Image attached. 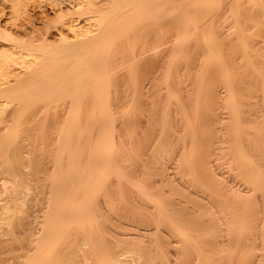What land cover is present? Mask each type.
Returning <instances> with one entry per match:
<instances>
[{
    "label": "bare ground",
    "instance_id": "obj_1",
    "mask_svg": "<svg viewBox=\"0 0 264 264\" xmlns=\"http://www.w3.org/2000/svg\"><path fill=\"white\" fill-rule=\"evenodd\" d=\"M227 1L228 0H107L104 1L102 3L106 6V8H89V9L87 8L88 14L94 13L95 17L98 18L97 22L99 23V26L94 35H90L87 37L85 36V38L81 41V44H79V46L78 45H76V47L73 46L71 50L72 54H70L69 56L67 55L66 57H62L61 59H58L56 57V60H52V61L51 58L55 57L52 56L53 54L52 55L49 54L51 56L47 55V57L42 56L43 61H40L41 64L36 63V65L33 67H31L30 65L29 67H31V69L28 68L30 72H28V74L26 73H24V75L22 74L21 76L23 77L21 76L15 77L14 80L12 79L14 82H11L12 80H9V82L11 83L8 82V79H6L5 76L4 77L6 83L5 80L1 79V81L4 83L0 84V103L1 104L3 103L4 105L3 104L2 105L4 107L0 106V108L1 109L5 107L7 108L8 103L9 104L11 103V107L15 105L14 108L8 106L11 108V109L8 108L9 109L8 112H6V109L1 110L3 111L1 112L2 114L6 113L5 117L4 115L0 114V116L4 117V119L3 118L2 120L0 119V182H2L0 186L3 187V189H1L2 187H0V196L5 195L6 197V198L3 197L4 199L0 198V203H2L3 201L5 202V203L3 202V204H0V221L1 223H3L8 227V229L6 228V231L8 233L5 234H7V236H9L8 234H10V239L11 236L12 239L11 240L7 239L8 238L7 237L6 240L13 241L11 242V244H14L18 240L17 237L15 238V235L17 234L14 233L15 227L17 226V228H19L18 225H20V227L22 228L25 225L24 223L25 219L22 218V215L24 214L25 211L23 212L22 210L23 208L20 209V207H23L24 205L25 206L29 205L31 206V208H33L32 206L38 202V198L36 194L38 193V190L40 191L42 188L49 189V191L46 194V197L44 198L47 203V206L45 208L46 210L44 212V215L42 216L43 217L42 218L43 220L41 222L42 224L40 223L42 225L40 234L37 231L39 235L38 238L36 237L37 236L36 235L34 238L37 239L36 240L33 239L32 241L31 238L33 237L29 235L31 237L30 238L27 235L28 233L25 234L26 230L23 232L24 234L22 233L23 235L25 236L27 235L28 238L31 239L28 241L32 242V243L30 242L32 247L34 244V247L33 248L31 247L32 253L28 254L29 252L27 251H29L30 249L28 250L26 248L27 249L26 253L28 254V256H26L27 259L23 264H125L123 260L124 250L122 249V246L126 248L125 244H127L128 241L129 243L133 242V241L130 242L129 240L132 237L130 238L129 234L119 233L120 231L114 229L115 227L112 224V222L115 221L117 218L126 217L127 215L129 216L138 215L140 220H142V223H144L145 224L144 226L146 227L142 231V234L140 233V235H136L133 238L138 240L136 241V243L142 242V240H144L143 238H148L149 242L148 243L145 242L146 245H144V247H141V245L139 246L135 245L133 248L132 246L133 249L131 252V253H135V252L142 253V256L145 258L143 264L144 263L152 264L154 257L150 256L151 251H153V253L154 252L156 253V257L158 253V255L159 256L161 255L160 257L162 258L164 253L167 252L164 251L165 248L167 250L168 248L167 246H170V248L172 247L173 249V252H168V254L172 253L171 256L176 258L174 259L176 261L172 260L174 264H199L200 261H202V259L199 258H203L205 255L204 254L205 251H202L203 249L200 250L201 247L203 246L201 245L203 242L199 244L201 246L200 249H198L197 248L199 246L198 243L201 241L198 242L196 241V236L194 235V233L193 236L190 232L189 234H191V236L188 235L187 232L188 225L185 227L184 225L185 223H183V221L187 220V219L184 220L183 218L184 217L183 211H187L186 210L187 206H185V208L180 207L183 204L181 205V202L178 203L179 201L178 199L176 203L179 204L180 206L175 204V202L167 204V202L165 201L166 198L162 200L161 199L162 196L157 197L158 194L156 196L154 195L155 193L152 194L151 193V190H153L152 183L150 182L151 183L150 184L148 182L149 180L148 181L146 180V177H148L146 175L147 174L146 171L148 172V170L145 169L146 167H144L143 169V166L141 167V165H139L141 162L143 163L146 162L142 160L143 157L145 158L144 160H146L148 156H151L149 155V153H151L150 151H152L151 150L152 148L154 149V145H152V143L147 142L148 144L143 146L144 148L142 150L143 151L142 154L140 153L141 151L138 153L133 149L134 146L135 148L137 147V145H135L136 144L135 142L137 141V144H139L140 139L141 138L144 139L147 135V131L150 130V123L148 121L150 120V118L148 116H144L148 118L147 119L145 118L146 120H143L144 119L143 114L142 116H138L139 114L137 115L136 113L135 115H133L134 117L130 119L134 121L138 120L137 123L140 121L139 123L142 124L143 132H144L142 136H140L138 133L135 134L134 131H133L134 133L132 131L128 132L127 130L128 120L127 121L125 120V118L128 117V113L130 110L133 111L132 109H134L135 111V108L137 106L141 104L144 105L146 104L144 103L145 101L141 103L144 100L142 99L141 101V98L142 97L144 98V96H146V94L144 95V91H148L147 89L150 86L148 85V87H146L145 89L143 86H141L142 84L140 85L141 79L145 75V70L144 69H142V71L140 70L141 66L144 63V60L147 57V54H145V52L148 51L150 52L151 50L153 51L154 49H155L154 51H156L159 49L158 50L159 53L164 54V52H166L164 48L166 49V47H169L173 43L171 48L174 47V50L172 49L171 52L174 53H172V56L166 54L168 55V59H166V61L170 60V62L169 63L167 62L168 63L167 65L166 63H164L165 66H167L166 68H169L166 69L169 72V70L171 71L170 68L172 67V65L177 63V61L175 60L179 59V54L181 53L182 55H184L182 53V49L183 52L187 51V55L189 54L188 50L190 49L189 47L191 45H189L187 49L186 43L191 44L190 41L195 44L194 45L192 43L194 47L193 51L197 55L196 58L197 59L199 58V60L196 61H199L200 63L199 64L197 62L199 65H197L198 66L197 68L195 66V68L196 69L199 68L201 70L199 71L203 75V76L199 75V78L201 77V79L199 80L201 81L198 80L200 82L198 86L197 83H195L196 87L194 88H196L197 89L196 91H198L196 93L201 94V91L204 89L202 85V79L207 74L218 72L220 73L221 76H224V79L226 78L230 79L234 75L236 77L237 75H240L238 76L237 80L231 78V80L228 79L227 81L226 79L223 81H226V86L229 90L228 92L229 95H227L229 97V100L228 99L226 100L230 101V107L232 108V116L230 117L232 118L230 121L232 122L230 123L232 130L231 142L229 145L230 147L228 146V148H226V152H228V155L232 157L231 162L233 163L235 162L238 165L237 166L238 170L242 169L241 171L240 170L239 171L245 178L247 184L246 187L248 189L246 191V194L240 193L241 190L239 191V193L231 192L232 194L231 197L234 198L235 202L237 201L239 205L240 204L243 205L244 209L243 210L240 209L241 210L240 212H237L236 209H231L230 206L226 204V201L223 200L224 196L221 197V195H219L220 193H218V195L221 198H218L217 197L218 195L215 196L213 194L212 196L211 193H209V195L212 196V202L209 201L210 203L206 204L208 205V207L211 205L210 207L212 208V211L214 209L213 213L210 212L209 215L213 214V216L217 218V219L214 218L213 221L211 217L212 220L211 223L213 225L215 224V227L213 225L211 227H214V229L217 228L214 231L216 237L217 238L218 236L220 237V240L219 239L215 240V237H213L215 241L214 243L217 246L218 250H219L218 244L221 245L225 244L224 242H227L225 245V247L227 248L224 251L229 249L230 245L232 249L233 246L237 245L239 239H237L236 233L239 232L241 233L240 230H242L243 227L242 224L245 222V220L248 219L245 218L246 217L245 215L249 212L250 209L248 208L247 210L245 207L249 205L248 204L249 200L250 199L253 200L252 197L257 198L256 195L259 192L261 194L259 193L260 196L258 197L259 198L263 197L261 199L262 200L264 199V186H263L264 184V56L261 55L263 53L260 54L262 48L264 47V38H262L264 37V35L261 37L262 39L259 38L260 41L257 42L254 41V43L246 42L247 40L252 38L251 37L252 31L250 32V30H253L255 28L254 26H257L256 24L260 22L258 20L259 17L256 19L259 22H257L256 20H255L256 23L252 22L253 25L255 24L252 27L253 29H250L249 27L247 28L246 26V29H249L247 31L242 30L240 28V25H242V23L240 24V22L242 21L244 22V20L238 21L237 27H235L236 25L234 24L235 26L231 32H229L231 30L229 28H228L229 31L224 30L223 27L221 28L220 23L218 24L215 22L217 25L212 23L213 18H209V16H211V13L213 14L215 11H218L219 9L221 10V8H217V7H219L221 3L223 4V2L226 3ZM258 2L260 4L259 7L262 6L261 8L263 9L264 0H258ZM228 3H233L235 5L233 17L235 16L236 19L234 18V21L238 20L239 16L242 17L244 15V9H245L244 7L246 5L244 4L243 1L230 0ZM261 8L259 9L257 7L259 11L261 10ZM245 10H247V7ZM85 11L87 10L85 9ZM224 11L225 10H223V12ZM220 13L223 14L222 12ZM246 14L247 13H245V15ZM261 16H264V14H262ZM263 21L261 22L262 24L260 23L261 27L262 25L264 27ZM236 22L237 21H235V23ZM244 27L245 26L243 23V28ZM261 27L259 30H261ZM257 28H259V26ZM169 30L170 32L172 30V34L173 32L175 33L172 38L173 41H171L172 43L165 42L164 40L165 35L169 34ZM167 37L171 38V36L169 37V35L166 36L167 39L166 41L169 40ZM231 37H233V39H231ZM8 39L10 40V37H8ZM19 43H17L16 40L14 41V45L17 44L18 46L20 45L22 47L31 46L28 45V43L27 44L22 42ZM168 43L170 45H168ZM165 44H167V46H164ZM127 45L131 46V48L130 47L128 48ZM29 48L28 50L31 49ZM171 48H167L166 50H169ZM184 48H186V50ZM0 52H3L2 54H0V58L1 60H3L2 57L5 55L4 54L5 51H0ZM30 52H34V51H30ZM126 52H127L126 55L129 54L128 58H126V60L128 59L130 61L129 69H132L128 71L122 66V64L117 62V58H116L118 54L121 57L122 54ZM167 52L170 54L169 51ZM8 54H11V52L10 53L8 52ZM190 54L192 53L190 52ZM6 57L7 56H4L5 59L4 63L8 62ZM45 58L49 59L50 61L47 65L43 64ZM182 61H180V63ZM185 62L187 63V61ZM1 63L4 64L3 62ZM177 64H175V66L178 68ZM3 66L5 67V65H2L0 70L1 69L4 70ZM175 66H173V68ZM183 68H185L186 71L187 67L183 66ZM175 69L176 68H174V70ZM3 72L5 73V71ZM3 72L2 74H4ZM168 72L165 73H167L168 75ZM176 72L179 73V69ZM174 73H172L173 75L171 76L174 77L175 75ZM4 75L7 76L8 74L6 73ZM177 76L175 77L177 78ZM208 76L209 75H207V77ZM170 79L171 78H169V83L170 81L172 82L174 80L173 78H172L173 80ZM258 79L259 82L257 81ZM116 80H118L119 83L117 81V84H115ZM166 80H168V77L166 78ZM175 80L174 82L179 83L176 84L179 86V87L177 86L178 88H184L182 86L180 87L181 79L179 80V82H177L178 80L177 81ZM204 80L206 83V78L203 79V83ZM25 83L27 84L23 85ZM193 83L194 82H192L191 85H193ZM189 84L187 85V89L190 88L188 87ZM164 86H165L164 89H166L167 85ZM170 86L171 88H173L175 84L173 85V87L171 84ZM191 87L193 88V86ZM167 88H170L169 84ZM187 89L186 91H188ZM234 90H236V92L237 90H241V92L242 91L247 92V93L245 92V95L244 94L242 95L241 93L240 100H245L246 98V100L248 99V101L250 99H255L257 101L254 102L252 101L247 104H245L244 102L243 104L241 103L242 101L241 102L239 101L240 104L238 103V105H235V101L237 99L234 100V97H236ZM179 91L180 89H178V92ZM172 92L170 93L171 96H169L170 94L168 95L167 104L173 102L172 104L176 106L174 107L172 105L171 107L172 108L174 107L175 109L176 107L180 108L181 115L187 117L186 106L188 104L190 105L192 104L191 101L193 100V98L191 101L187 99L188 103H185L186 102L185 99L182 98L183 100H185L182 101V99L181 98H180L181 100L178 99L177 98L178 96L176 97V95L173 98ZM174 93L175 92H173V94ZM150 95H152V93ZM196 95L197 94H195L194 97ZM203 95L204 94H202L201 97ZM205 96L207 97V95ZM209 96L210 94L208 95V97ZM148 97L150 98V96ZM151 97L153 98V96ZM201 97L199 98L200 100ZM259 97H261V99ZM187 98L190 97L187 96ZM58 100H64V101L66 100L67 105H65V102L63 103V105L60 104L61 108L55 105L56 107H58L57 109L60 110L57 113L58 110L55 111L56 108L53 107L52 103H55ZM122 103H124L125 105L123 104L124 106L123 105L121 106L122 108L119 109L121 112H119L117 111V107L119 106V104L121 105ZM147 103L149 102L147 101ZM128 105L130 106L129 108H127ZM196 106L197 105L194 106V109ZM244 106L245 108L247 107V109H245L246 112L243 111ZM139 107L141 108V106ZM166 107L167 109L170 108V106H166ZM189 108L190 106L188 107V109ZM209 108L210 106H208V109ZM167 109L164 110L167 111ZM197 109H199V107ZM197 109H195L196 111L195 110L194 111L197 112L196 114L199 115L198 112L200 111V109L199 110ZM203 109L205 108L203 107ZM208 109L206 107V110ZM136 111L139 112L140 110L136 108ZM194 111L192 112L193 115H194ZM118 112H119V117L121 116L120 117L121 120L117 119L118 117L116 115H118ZM141 112L142 111H140V113ZM166 113L165 115L164 114L163 115L167 116L168 114H170V113L167 114ZM200 113L202 115V112ZM125 114H127V117ZM130 114H134V113L131 112ZM243 114L244 115L247 114V118H245ZM164 116L160 115L159 117L163 118ZM184 116L181 119L185 120ZM204 116H203L204 118L209 119V117H211L212 115L211 113L206 111V114ZM168 117L170 118L169 115L167 116V118ZM23 118H25L26 120L25 119L22 120ZM157 118L158 117H156V122H157ZM165 118L163 119L165 120ZM197 118L199 119L200 117L198 116ZM188 119L189 117L185 121L183 120L186 125L184 126V129H181L180 131L181 132L187 131L186 133L189 132L191 137L189 136L190 140L187 143H185L186 140L185 138L187 137L182 136L180 138L181 142L183 141L182 142L183 144L181 146V149H179V151L177 150L179 153L175 157L180 159V161H178L177 159L178 165L181 168L188 171L187 172L188 174L189 173L190 175L194 174L195 177L199 176L198 178L196 177L195 179L196 181L195 183L198 184V186L199 185L202 186V184H204V182L206 181L207 183H209V185L213 186V188L216 189L220 188L223 185L221 183L223 179L221 180V182L220 180L218 181V179L221 178L216 179V174L215 173L213 174L212 172L213 170L211 169L212 161H211L210 145L208 143L210 149L206 147L207 149L205 150L203 145L202 147L204 148V150L199 149L201 147V142L198 138H195L194 133L196 132V128H194L193 126V124L195 123L190 122ZM191 119L193 121V117H191ZM4 120L5 123L7 124L4 123ZM203 120L204 119L202 118V122ZM211 121L215 126L216 124H221L220 123L221 120L218 119L217 117L215 118V116L211 119ZM10 122H12V124L10 126L4 127L5 129L7 128L6 130L3 129L2 123L3 125H8V123ZM160 122L161 120L159 121V123ZM208 122H210V120ZM190 123L192 125H190ZM157 133H158L157 137H160L159 135H161L162 132L159 131ZM174 133L175 132H173V134ZM181 135L183 134L181 133ZM134 137L136 140V141L134 140L135 142L131 141L134 139ZM159 139L161 140V138ZM194 148L196 150L199 149L198 152L200 151V154L198 153L199 155L197 156V158L195 160L193 159L191 160V158L189 157L186 158L188 152L189 151L192 152ZM123 162L124 164L130 162V164H128L129 166H127V164L124 166L122 165ZM152 171L154 170L152 169ZM155 182L156 181H154V183ZM206 186H208V184ZM127 187L129 190L127 189ZM220 189H218L217 191L223 190L222 188ZM126 191H130L128 194L131 195L130 198L131 202L128 201V203L127 201L125 202L124 199L125 196H123ZM230 191L232 190L230 189ZM221 200L224 201L225 203L222 202ZM257 201H260V199ZM229 202L230 201H228V203ZM235 202L233 203L235 204ZM262 202H264V200ZM260 203L261 202H259L258 204ZM258 206L256 204V207ZM262 207L264 208V206ZM192 208L195 207H191L190 209ZM259 208L257 209L258 211L256 210L257 212L256 216L258 218H260L261 215L264 217L263 208L262 210H260ZM196 209H194V212ZM27 210H29V208ZM188 212H190V210ZM235 213L238 214L240 213V216L239 215L237 216V214ZM191 214L194 215V213ZM191 214L186 215L187 216L186 218H192ZM249 214L250 213H248V216ZM33 218L35 219L36 217ZM27 221H28V217H27ZM22 222L24 224V225L22 224L23 226H21ZM31 222L32 221H29V223ZM208 222L209 221H207V223ZM263 223L264 221L261 222V224ZM31 224L29 226H31ZM33 224H34L33 226H35V223ZM199 224L200 223H198V225ZM149 227L152 228L150 229ZM32 228L33 227L31 226V230ZM3 233L1 235H3ZM162 234L166 238H168L169 236L172 240L170 238L167 240ZM1 235H0V241H2ZM33 235L34 234H32V236ZM158 235H160L161 237L163 236L165 240L161 237L160 238L166 241L164 244L159 243ZM226 235H228L230 238L228 237L227 240H224L223 237ZM237 235L240 237V234ZM23 237L19 239L24 240V238H26ZM28 238H26V240ZM213 238L211 237V239ZM55 239L56 241L54 242ZM211 239L209 238V240ZM6 240L4 241L5 244L7 243ZM217 240H219V242H217ZM204 242L206 243V241ZM8 243L6 244L7 246L5 245L3 246L8 247L9 249L11 244L10 242ZM0 244L2 246V242ZM27 244H28L27 246L29 247L30 246L29 243ZM208 245L209 243L207 244V247H205L206 246L205 245L202 248H204V250H206V248H210V247L212 248V246L208 247ZM12 246L13 245H11V248L13 249ZM127 246L131 248L130 245ZM11 248L9 250H5L6 252L3 254L7 253V255H12V254H8L9 251L12 252ZM190 248L196 250V252H194L193 255L189 253L190 252L189 250H191ZM169 251H171V249ZM208 251L211 250L209 249ZM212 251L214 252L213 249ZM218 253L220 254L221 252ZM3 254H0V257ZM135 254L138 255V253ZM223 254L226 253L223 252ZM240 254L242 255V253ZM142 256L140 255L141 258ZM159 256L158 258H160ZM164 256L163 258H167ZM191 257L193 259L192 262H188L189 258ZM216 257L214 256L215 259ZM2 258L4 259L3 256ZM208 259L211 260V257H208ZM166 260L167 259H164V262ZM168 260L170 262V259ZM167 262L168 261H166V263ZM202 262L204 263V261ZM202 262L201 264H203ZM206 262L207 261L205 260V263ZM226 262L229 263V261ZM0 264H4V261L0 260Z\"/></svg>",
    "mask_w": 264,
    "mask_h": 264
},
{
    "label": "rangeland",
    "instance_id": "obj_2",
    "mask_svg": "<svg viewBox=\"0 0 264 264\" xmlns=\"http://www.w3.org/2000/svg\"><path fill=\"white\" fill-rule=\"evenodd\" d=\"M104 1H107V0H0V51H5L4 52V56H7L6 58H7V63H4V56L2 57L3 58V60H1V58H0V63L1 62H3L4 64H0L1 66H0V68L2 67V65H5V67H4V70L3 69H1L0 70V76H1V74H2V72L3 71H5V73L4 74H8L7 76L6 75H4V74H2V76H1V78H0V84H2V83H4V82H2L1 81V79L2 80H5V77H6V79H8V82H9V80H14L15 79V77H20L22 74L24 75V73H26V74H28V72H30V70H28V68L29 69H31V67H33V66H35L36 65V63L37 64H41L40 63V61H43L42 59H43V57L42 56H46L47 57V55L48 56H51L52 54V56H55V57H53V58H51V61L52 60H56V57L58 58V59H61L62 57H66L67 55L69 56L70 54H72L71 52V50H72V48H73V46L74 47H76V45H78L79 46V44H81V41L85 38V36L87 37V36H90V35H94L95 34V32H96V30H97V28H98V26H99V23L97 22V19L98 18H96L95 17V14L93 13V14H88L87 12H88V9L89 8H106V6L102 3V2H104ZM230 0H228L226 3L225 2H223V4L221 3V5H219V7H217V8H221V10L219 11H215L213 14L211 13V16H209V18H213V22L212 23H214V24H216V23H220V25H221V28L223 27V29L224 30H228L229 31V29H231L229 32H231L232 31V29L234 28V26L235 27H237V25H238V21H242V20H244V22L242 21V22H240V24L242 23V25H240V28L242 29V30H249V29H246V26H247V28L249 27L250 29H253L252 27L255 25H253V23L252 22H255V20L258 18V20L260 21H258V20H256L257 22H259V23H257L256 25L257 26H254L255 28L253 29V30H250V32L252 31V38L251 39H249V40H247L246 42H250V43H254V41L255 42H257V41H260V39H262V38H264V37H262L263 35H264V27H263V25H262V27H261V22L263 21V19H264V16H261L262 14H264V8L262 9L261 7L262 6H260L259 7V2H258V0H241V1H243L244 2V4L246 5L244 8L246 9V7H247V10H248V12H247V10H245L244 8V15H245V13H247L245 16L243 15L242 17L241 16H239L238 17V20H235V21H237L236 23H235V21H234V18H235V16L233 17V15H234V10H235V5L233 4V3H228ZM249 1V2H248ZM247 2V3H246ZM258 3V4H257ZM231 4V5H230ZM222 6V7H221ZM249 6V7H248ZM257 7L260 9L261 8V10L259 11L258 9H257ZM88 8V9H87ZM225 8H227V9H225ZM249 8V9H248ZM85 9L87 10V11H85ZM223 10H225L224 12H223ZM229 10V11H228ZM258 10V11H257ZM105 11H107V10H105ZM104 11V12H105ZM246 11V12H245ZM263 11V12H262ZM213 12V11H212ZM219 12V13H218ZM220 12H222L223 14H221ZM228 12V13H227ZM253 12V13H252ZM261 12H262V14H261ZM227 13V14H226ZM258 13V14H257ZM215 14V15H214ZM225 14H226V16H225ZM220 17H218V16ZM229 15V16H228ZM249 16V17H248ZM252 16V17H251ZM232 17V18H231ZM246 17V18H245ZM215 18V19H214ZM217 18V19H216ZM224 18V19H223ZM241 18V19H240ZM243 18V19H242ZM252 18V19H251ZM232 19V20H231ZM236 19V18H235ZM216 20H219V21H216ZM224 20V21H223ZM254 20V21H253ZM221 21H222V23H221ZM228 21V22H227ZM246 21V22H245ZM216 22V23H215ZM227 22V23H226ZM226 23V24H225ZM233 24V26H232V24ZM243 23H244V28H243ZM246 23V24H245ZM247 23H249V24H247ZM256 23V22H255ZM261 23V24H260ZM263 23H264V21H263ZM223 24H225V25H223ZM235 24V25H234ZM217 25V24H216ZM229 25V26H228ZM259 26V28H257ZM260 27H261V30H259L260 29ZM229 28V29H228ZM257 28V29H256ZM263 28V29H262ZM170 29V28H169ZM6 33V34H5ZM171 34V35H170ZM175 33L173 32V34H172V30H171V32H170V30H169V34H167V35H165V42H171V41H173V35H174ZM169 35V37L171 36V38H168L169 40L168 41H166L167 39H166V36H168ZM261 35V36H260ZM130 36V35H129ZM8 37H10V40L8 39ZM262 37V38H261ZM250 38V37H249ZM256 38V39H255ZM260 38V39H259ZM172 39V40H171ZM231 39H233V37H231ZM247 39H248V37H247ZM255 39V40H254ZM16 40V42L17 43H19V42H22V43H28V45H31V46H28V47H25V46H18L17 44L16 45H14V41ZM20 40V41H19ZM189 42V41H188ZM172 43V42H171ZM190 43L191 44H187L186 43V48L188 49V47H189V45H191L189 48V54L187 55V51L186 52H183V49H182V53L184 54V55H182L181 53V56H180V54H179V59H177V60H175V61H177V63H175V64H177V66H178V68L175 66V64H173L172 65V67L170 68L171 69V71L169 70V72H170V74H169V72L166 70V69H169V68H166L167 66H165V64L164 63H166V65L170 62V60L168 61H166V59H168V55H171L172 56V53H174V52H171V50L173 49L174 50V47L173 48H171L172 47V44L170 45L169 43H168V45H170L169 47H166V49L167 48H171V49H169V50H166L165 48H164V50L167 52V51H169L170 52V54L167 52H164V54L163 53H159V49L158 50H156V51H148V52H145V54H147V57H146V59L144 60V63H143V65L141 66V68H140V70L142 71V69H144L145 70V75H144V77L141 79V82H140V85L141 86H143L145 89H146V87H148V85L150 86V87H148V91H144V95L146 94V96H144V98L142 97L141 98V101H142V99H144L141 103H143L144 101V103H146L145 105L144 104H141V105H139V106H141V108L139 107V106H137L136 108L138 109V110H140V111H142L141 113H140V111L138 112V111H136V108H135V111H134V109H132L133 111H129V113H128V117H127V114H125L126 115V117L127 118H125V120L127 121L128 120V122H127V127L130 129V131H129V129L127 128V130H128V132H135V134H139L140 136H142V134H144V132H143V128H142V124H140L139 122L137 123V121H134V120H130L132 117H134L133 115H135L136 113H137V115L138 116H142V114H143V117L144 116H148L149 118H150V120H148L149 121V123H150V130H148L147 131V135H146V139L144 138V139H140V141H139V144H137V141L135 140V137H134V139L133 140H131V141H134L136 144L135 145H137V147L135 148V146H134V150L136 151V152H140L141 154L143 153V146L144 145H146V144H148V143H152V145H154V149L152 148L151 150L152 151H150L151 153H149V155H151V156H148L147 158H146V160H144L145 158L143 157V161H146L145 163H143V162H141L139 165H141V167L143 166V169H144V167H146L145 169L146 170H148V172L150 173H148L146 170V175L148 176V177H146V180L150 183H152V189L153 190H151V193L152 194H154L155 196L157 195V197H161V199L162 200H164L165 198V201L167 202V204L169 203H174L175 202V204H177L176 202L178 201V203H180L181 202V205L183 204H185L184 206L182 205V206H180L179 204H177L178 206H180V207H184L185 208V206H187L186 207V210L187 211H183V218H184V220L185 219H187V220H185V221H183V223H185L184 225H185V227L187 226V232H188V235H190L191 236V234H192V236H193V233H194V235L196 236V241L198 242V241H201V242H199L198 243V245L200 244V243H202L201 245H203L202 247H204L205 245V247H207V244L209 243V245H208V247H210V246H212V248L210 247V248H206V250H204V248H202L201 247V249H200V246L201 245H197L198 247V249H200V250H202V251H205V255H204V257L203 258H199V259H202V261H204V263L202 262V261H200V263L199 264H201V262L203 263V264H212V263H214V264H227L228 262H226V261H229V263L230 264H256V262H257V264H264V223L263 224H261V222H263L264 220V217L261 215V219L260 218H258L256 215H257V212H256V210L259 208L260 210H262V206H264V202H262L263 200L261 199V198H263V197H261V198H259L258 196H260L259 195V193H257V198H254V197H252L253 198V200L252 199H250L249 200V202H248V206H246L245 208L248 210V208L250 209L249 210V212L248 213H250L251 215H252V217H251V215L249 214V216H248V213H247V210H246V217L245 218H248L247 220H245V222L242 224V230H240L241 231V233L239 232V233H236V236H237V239H239V241H238V243H237V245L236 246H233V249H232V247H231V245H230V247H229V249H227V250H230V251H224L227 247H225V245H226V243L227 242H224L225 244H222L223 245V247H222V245L221 244H218L219 245V250H218V248H217V246L215 245V241H214V238L213 237H215V240L216 239H219L220 240V237L218 236V238L216 237V234H215V231L214 230H216V229H214V227H215V224L213 225L212 223H211V221L213 220L214 221V218H216V217H214L213 216V214H210L209 215V213L210 212H212L213 213V211H214V209H213V211H212V208L209 206L208 207V205H206V204H208V203H210V202H212V196H213V194L215 195V196H217L218 195V193H220L219 195H221V197L222 196H224L223 198V200H225L226 201V204L227 205H229L230 206V208L231 209H236V211L237 212H240L241 210H243L244 209V207H243V205H239V203L236 201L235 202V199L234 198H232L231 196H232V194H231V192H238L239 193V191H240V193H244V194H246V191L248 190L247 189V184H246V180H245V178L243 177V175L241 174V170L242 169H239L238 170V165L235 163H233V162H231L232 161V157L230 156V155H228V152H226V148H228V146L230 145V142H231V124L230 123H232V122H230L231 121V119L232 118H230L231 116H232V108L230 107V101H228L229 100V97L227 96V95H229L228 94V92H229V90H228V88H227V86H226V81H223V80H226V79H224V76H221L220 75V73H218V72H213V73H211V74H207V75H209L208 77H207V75H205L204 76V78L203 79H205L206 78V83H205V80H204V83H205V86H204V83H203V79H202V85H203V90L201 91V94H199V93H196V92H198V91H196L197 89L196 88H194V87H196V85H195V83H197V86H198V84L200 83L199 81H201V80H199V79H201V77L199 78V75L201 76L202 74H201V70L198 68V69H196L198 66L197 65H199L200 63H199V61H196V60H199V58L197 59L196 57H197V55H196V53L193 51V45H192V43L193 42H191L190 41ZM20 44V43H19ZM194 44V43H193ZM226 44V43H225ZM195 45V44H194ZM77 46V47H78ZM164 46H167V44H165ZM32 49H30V48ZM127 47L129 48H131V46H129V45H127ZM4 48V49H3ZM10 48V49H9ZM21 48V49H20ZM28 48L30 49V50H28ZM163 48V47H162ZM186 48H184L185 50H186ZM6 49V50H5ZM13 49V50H12ZM192 49V50H191ZM264 47L262 48V51L260 52V54L261 53H263V54H261V55H263L264 56ZM7 50H8V52L10 53L11 52V54H8V52H7ZM12 50V51H11ZM65 50V51H64ZM74 50V49H73ZM184 50V51H185ZM261 50V49H260ZM29 51V52H28ZM30 51H34V52H30ZM158 51V52H157ZM193 51V52H192ZM14 52V53H13ZM36 52H38L39 53V55H38V53H36ZM66 52H68V53H66ZM156 52V53H155ZM190 52L192 53V54H190ZM3 52H0V54H2ZM29 53V54H28ZM32 53V54H31ZM34 53V54H33ZM55 53H56V55H55ZM59 53V54H58ZM66 53V54H65ZM155 53V54H154ZM186 53V54H185ZM12 54H14V55H12ZM36 54V55H35ZM49 54H51V55H49ZM58 54V55H57ZM127 54V52L126 53H123L122 54V56L120 57V55L118 54L117 56H116V58H117V62L118 63H120V64H122V66L128 71V70H132V69H129V64H130V61L127 59L126 60V58H128V56H129V54L128 55H126ZM152 54V55H151ZM157 54V55H156ZM166 54H168V55H166ZM195 54V55H194ZM9 55V56H8ZM34 55V56H33ZM186 55V56H185ZM192 55H193V57H192ZM2 56V55H1ZM127 56V57H126ZM155 56V57H154ZM184 57V60H183V57ZM188 56V57H187ZM194 56H195V59H194ZM13 57V58H12ZM170 57V56H169ZM188 59H187V58ZM37 58V59H36ZM40 58H41V60H40ZM183 60H181V59ZM9 59V60H8ZM171 59V58H170ZM48 60V61H47ZM172 60V59H171ZM179 60V61H178ZM190 60V61H189ZM258 60H260V59H258ZM47 61V62H46ZM180 61H182L181 63H180ZM185 61H187V63L185 62ZM50 61H49V59H46L45 58V61H44V63L43 64H48ZM168 62V63H167ZM190 62V63H189ZM193 62H195V63H193ZM199 64H198V63ZM197 63V64H196ZM184 64V65H183ZM193 64V65H192ZM195 64V65H194ZM8 65V66H7ZM31 65V67H29ZM187 65V66H186ZM190 65V66H189ZM192 65V66H191ZM7 66V67H6ZM173 66H175L174 68H176L175 70H174V68H173ZM179 66H181V67H179ZM183 66H185V67H187L186 68V71H185V68H183ZM195 66H196V68H195ZM10 67V68H9ZM189 67H191V68H189ZM183 68V69H182ZM193 72H191L189 69ZM193 68H195V69H193ZM11 69V70H10ZM179 69V73L181 74H179L178 72H176L177 70ZM6 70H7V72H6ZM9 70V71H8ZM172 70H173V72H172ZM200 70V71H199ZM127 71H125V72H127ZM188 71V72H187ZM8 72H10V73H8ZM165 72H168V75H167V73H165ZM175 72V73H174ZM12 73V74H11ZM172 73H174L175 75H174V77L173 76H171V75H173ZM177 73V74H176ZM191 73V74H190ZM195 73V74H194ZM200 73V74H199ZM14 74V75H13ZM19 74V75H18ZM164 74H165V76H164ZM184 74V75H183ZM190 74V75H189ZM215 74V75H214ZM218 74V75H217ZM16 75V76H15ZM166 75H167V77H168V80H166ZM170 75V76H169ZM179 77H178V76ZM186 75V76H185ZM188 75H189V77H188ZM5 76V77H4ZM8 76H9V78H8ZM175 76H177V78L175 77ZM185 76V77H184ZM203 76V75H202ZM219 76H220V78H219ZM238 76H240V75H237V77L234 75V76H232L231 78H234V80H237V78H238ZM21 77H23V76H21ZM4 78V79H3ZM169 78H173L174 80L175 79H177V80H175V81H177V82H179V80L181 79V81H180V87L182 86V87H184V88H178L179 86L178 85H176V84H179V83H176V82H174V80L171 82L170 81V83H169ZM189 78V79H188ZM197 80H196V79ZM231 78L229 79V80H231ZM249 78V77H248ZM254 78H255V76H254ZM259 78V77H258ZM170 79V80H171ZM221 79V80H220ZM228 79H227V81H228ZM11 81V82H14V81ZM185 80V81H184ZM190 80V81H189ZM199 80V81H198ZM220 80V81H219ZM117 81L118 80H116L115 81V84H117ZM198 81V82H197ZM258 82H259V79L257 80ZM11 82H9V83H11ZM167 82H168V84H169V87L170 88H167V86H168V84H167ZM186 82H189V83H186ZM192 82H194L193 83V85H191L192 84ZM222 82H224V83H222ZM5 83H6V80H5ZM28 83V82H27ZM27 83H25V84H23V85H26ZM118 83H119V81H118ZM165 83V84H164ZM186 83V84H185ZM163 84V85H162ZM170 84L172 85V87H173V85L175 84V88L173 87V88H171V86H170ZM189 84V86L188 87H190V88H188L187 89V85ZM209 84V85H208ZM225 84V85H224ZM257 84V83H256ZM164 85H167L166 86V89H164L165 88V86ZM184 85H186V86H184ZM193 86V88L191 87V86ZM208 85V86H207ZM178 86V87H177ZM207 86V87H206ZM205 87H206V89H205ZM219 87V88H218ZM188 90V91H186V89ZM217 88V89H216ZM171 89V90H170ZM177 89V90H176ZM178 89H180V93L178 92ZM185 89V90H184ZM152 90V91H151ZM155 90V91H154ZM191 92H190V91ZM204 90H206V91H204ZM207 90H209V91H207ZM212 90H213V92H212ZM217 90V91H216ZM150 91V92H149ZM157 91V92H156ZM175 92L174 94H173V92ZM239 91V92H238ZM146 92H148V93H146ZM172 92V95H173V98H174V96L176 95V97L178 98V99H185L186 100V102L185 103H188V101H187V99L188 100H192V98H193V102L191 101V105L190 104H186L187 106H186V108H187V117H185L184 115V118H185V120L189 117V121L190 122H192V123H195V124H193V126H194V128H196V132L194 133L195 134V138H198L199 140H200V142H201V147L199 148L200 150L201 149H203L204 150V148H205V150L207 149L206 147H208V149H210L211 150V161H212V163H211V169L213 170H211L212 172H213V174L215 173L216 174V179L217 178H221V179H218V181L220 180V182H221V180H222V187H220V188H222L223 190H225V191H217L218 189H220V188H213V186H211V185H209V183H207L206 181L204 182V184H202V186H198V184H196L195 182V179H196V177L198 178L199 176H194V174L192 175H190V173L188 174L187 172L188 171H186L185 169H183V168H181L179 165H178V161H180V159L179 158H175L176 157V155L179 153L178 151H179V149H181V146H182V142H181V140H180V138L182 137V136H185V137H187V138H185L186 140H185V143H187L190 139V137H191V135H190V133L188 132V133H186L187 131H185V132H181L180 130L181 129H184V126L186 125L185 123H184V119H181V118H183V116L181 115V113H180V108H177L176 107V109L174 108L176 105H174V104H172V103H170V104H167L168 103V95L170 94ZM185 92V93H184ZM192 92H194V93H192ZM204 92V93H203ZM234 92H235V96L236 97H234V100H236L235 101V105H238V103H239V101L241 102V103H245V104H247V103H249V102H254V101H257V100H255V99H250L249 101H248V99L246 100V98H245V100L247 101H245V100H240V95H241V93H242V95L244 94L245 95V92L244 91H242L241 92V90H237V92H236V90H234ZM152 93V95H150V94ZM157 93V94H156ZM176 93H178V94H176ZM188 93V94H187ZM206 93V94H205ZM208 93V94H207ZM227 93V94H226ZM247 93V92H246ZM159 94V95H158ZM161 94V95H160ZM179 94H180V96H179ZM184 94V95H183ZM195 94H197L195 97H194V95ZM199 94V95H198ZM202 94H204L202 97H204V98H202L201 97V95ZM210 94V96L208 97V95ZM219 94V95H218ZM233 94V93H232ZM157 95V96H156ZM166 95V96H165ZM193 95V96H192ZM205 95H207V97L205 96ZM213 95V96H212ZM234 95V94H233ZM148 96H150V98H151V100H150V98L148 97ZM151 96H153V98L151 97ZM157 98H159V99H157ZM160 96V97H159ZM169 96H171V94L169 95ZM187 96L188 97H190V98H187ZM192 96V97H191ZM201 97V100L199 99L200 97ZM219 96V97H218ZM146 97V98H145ZM148 97V98H147ZM163 97H166V98H163ZM214 97V98H213ZM172 98V97H171ZM197 100H196V99ZM218 98H219V100H218ZM239 98V99H238ZM260 99H261V97H259ZM163 99V100H162ZM165 99V100H164ZM180 99V100H181ZM182 99V101H185V100H183ZM198 99H199V101H198ZM214 99V100H213ZM226 99H228V100H226ZM259 99V100H260ZM153 100V101H152ZM179 100V101H180ZM206 100H207V103H206ZM212 100V101H211ZM147 101L149 102V103H147ZM160 101V102H159ZM174 101V100H173ZM197 101V102H196ZM216 101V102H215ZM227 101V102H226ZM65 102V105H67V101L65 100H58L57 102H55V103H52V105H53V107L54 108H56V110L55 111H57L58 109V107H56L55 105H57V106H59L60 107V104H62L63 105V103ZM164 102V103H163ZM166 102V103H165ZM196 102V103H195ZM205 102V103H204ZM210 102V103H209ZM213 102V103H212ZM215 102V103H214ZM236 102H237V104H236ZM160 103H161V105H160ZM202 103V104H201ZM243 103V104H244ZM3 104V103H2ZM1 103H0V106L2 107L3 105H2ZM124 103H122L121 105L119 104V106L117 107V111H119V112H121L119 109H121L122 107V105H123ZM133 104V103H132ZM151 104V105H150ZM167 104V105H166ZM206 104V105H205ZM211 104V105H210ZM216 104V105H215ZM240 104V103H239ZM252 104V103H251ZM125 105V104H124ZM123 105V106H124ZM131 105V104H130ZM143 105V106H142ZM157 105V106H156ZM174 106L173 108L171 107V106ZM195 105H197L196 107L198 108L199 107V109H200V111L198 112L199 113V115L198 114H196L197 112H195L196 110L195 109H197L196 107H195V109H194V106ZM214 105V106H213ZM8 106H10L11 107V103L9 104L8 103ZM7 106V108L5 107V108H0V114L1 115H4V117H5V114L6 113H4V114H2L1 112H3V111H1V110H3V109H6V112H8V108H10V107H8ZM157 108H156V107ZM164 106H165V108H164ZM166 106H170V108H168L167 109V107ZM190 106V110L188 109V107ZM205 108V109H203V107ZM208 106H210V108L208 109ZM212 106H213V108H212ZM4 107V106H3ZM13 108L15 107V105H13L12 106ZM11 107V108H12ZM120 107V108H119ZM130 106L128 105L127 106V108H129ZM143 107V108H142ZM147 107V108H146ZM159 107H160V109H159ZM193 107V108H192ZM206 107H207V109L208 110H206ZM10 108V109H11ZM61 108V107H60ZM131 108H132V106H131ZM140 108V109H139ZM146 108V109H145ZM154 108V109H153ZM162 108V109H161ZM150 109V110H149ZM152 109V110H151ZM164 109H167V111H165ZM179 109V110H178ZM192 109H194V110H192ZM199 109H197V110H199ZM205 111H203V110ZM213 109V110H212ZM243 111L244 112H246V110L245 109H247V107L245 108V106L243 107ZM154 110H156V111H154ZM177 110V111H176ZM211 110V111H210ZM60 110H58L57 111V113L59 112ZM144 111V112H143ZM170 113V114H168L169 116H170V118L168 117L167 118V116H164L165 115V113ZM194 111V115H193V112ZM206 111H208L209 113H211V117H209V119L208 118H204L205 116V114H206ZM119 112H118V115H116L118 118L117 119H119V120H121L120 119V117H119ZM134 113V114H130V113ZM178 112V113H177ZM200 112H202V115L204 116H202L201 115V113ZM150 113V114H149ZM157 113V114H156ZM162 113V114H161ZM166 113V114H167ZM192 113V114H191ZM147 114H149V115H147ZM164 114V115H163ZM164 116L163 118H165V120L163 119V118H161V117H159V116ZM181 115V116H180ZM218 115V116H217ZM244 115V114H243ZM172 116H173V118H172ZM200 117L199 119L197 118V117ZM215 116V118L217 117L218 119H220L221 121H220V123L221 124H216V126L212 123V121H211V119L213 118ZM245 116V118H247V114H245L244 115ZM4 117L3 116H0V119L2 120V118L4 119ZM147 117V118H148ZM156 117H158L157 118V122H158V124H157V122H156ZM191 117H193V121H192V119H191ZM196 117V118H195ZM208 117V116H207ZM124 118V117H123ZM136 118V117H135ZM146 117H144V119L143 120H146L145 119ZM175 118V119H174ZM197 119V120H195V119ZM202 118L205 120H203V122H202ZM230 118V119H229ZM242 118H243V116H242ZM25 118H23L22 120H24ZM169 119V120H168ZM21 120V121H22ZM26 120V119H25ZM153 120V121H152ZM161 120V122L159 123V121ZM184 120V121H183ZM199 120H201V121H199ZM210 120V122L213 124H211L210 122H208V121ZM163 121V122H162ZM179 121V122H178ZM183 121V122H182ZM195 121V122H194ZM153 122V123H152ZM181 122V123H180ZM4 123H5V120H4ZM155 123V124H154ZM165 123V124H164ZM209 123V124H208ZM5 124H7V123H5ZM12 124V122H10V123H8V125H3V123H2V126H3V129H5L4 127H6V126H10ZM205 124V125H204ZM133 125V126H132ZM158 125V126H157ZM161 125H162V127H161ZM190 125H192L191 123H190ZM160 126V127H159ZM164 126V127H163ZM168 126V127H167ZM203 126V127H202ZM205 126V127H204ZM206 126H208V127H206ZM209 126H212V127H216L215 129L214 128H212V127H209ZM138 127V128H137ZM152 127V128H151ZM200 127V128H199ZM202 127V128H201ZM2 128V127H1ZM160 128H161V130H160ZM167 128V129H166ZM7 129V128H6ZM5 129V130H6ZM133 129V130H132ZM135 129V130H134ZM163 129V130H162ZM169 129V130H168ZM203 129V130H202ZM126 130V131H127ZM176 130V131H175ZM162 132L161 133V135H159L160 137H157V132ZM178 131V132H177ZM197 131H198V134H197ZM133 132V133H134ZM173 132H175L174 134H173ZM210 132V133H209ZM164 133V134H163ZM181 133L183 134V135H181ZM151 134V135H150ZM185 134V135H184ZM188 134V135H187ZM144 136V135H143ZM190 136V137H189ZM151 137V138H150ZM159 139V138H161V140L159 139V140H157V139ZM179 139V140H178ZM188 139V140H187ZM142 140V141H141ZM144 140V141H143ZM202 140V141H201ZM154 141V142H153ZM148 142V143H147ZM179 142V143H178ZM202 142H204V143H202ZM175 143V144H174ZM206 143H207V145H208V143H209V145H210V148H209V145L207 146L206 145ZM142 146H141V145ZM178 144V145H177ZM139 145V146H138ZM202 145L204 146V148L202 147ZM141 146V147H140ZM157 147V148H156ZM160 149H159V148ZM230 147V146H229ZM165 149V150H164ZM199 149H193L192 150V152L191 151H189L188 152V155L186 156V158H191V160L193 159V160H195L196 158H197V156L200 154V151L198 152V150ZM176 150V151H175ZM178 150V151H177ZM195 151V152H194ZM190 153H192V154H190ZM199 153V154H198ZM191 156H190V155ZM193 156V157H192ZM153 160H152V159ZM177 159H178V161H177ZM127 161V160H126ZM163 163V164H162ZM127 164V166H129L128 164H130V162H127V163H125L124 164V162H123V164L122 165H126ZM153 165V167H152V165ZM164 165V166H163ZM166 168V169H165ZM240 168V167H239ZM132 169V168H131ZM142 169V170H143ZM152 169L154 170V171H152ZM133 170V169H132ZM160 170V171H159ZM131 171V170H130ZM149 174V175H148ZM155 175V176H154ZM166 175V176H165ZM149 176H151V177H149ZM159 176V177H158ZM218 176V177H217ZM166 177V178H165ZM147 178H149V179H147ZM161 178H163V179H161ZM214 178H215V176H214ZM153 180V181H151V180ZM154 181H156L155 183H154ZM225 184H224V183ZM150 183V184H151ZM154 183V184H153ZM158 183V184H157ZM2 184V182H0V185ZM208 184V186H206V185ZM157 188H156V187ZM231 188H230V187ZM263 186H264V184H263ZM0 187H2V186H0ZM224 187V188H223ZM226 187V188H225ZM233 187V188H232ZM159 188V189H158ZM161 188V189H160ZM206 188V189H205ZM212 188V189H211ZM228 188V189H227ZM235 188V189H234ZM236 188H238V189H236ZM241 188V189H240ZM1 189H3V187L1 188ZM41 189V188H40ZM127 189H128V187H127ZM213 189H215V190H213ZM230 189L232 190V191H230ZM129 190V189H128ZM161 190V191H160ZM221 190V189H220ZM235 190V191H234ZM49 191V189L48 188H46V189H44V188H42L40 191L38 190V193H36L37 194V198H38V202L37 203H35L32 207L33 208H31V206H29V205H24L23 207H20V209H22L23 210V212H24V214L22 215V218H24L23 220H24V223H25V225H26V228H25V225L23 224V222L21 223V226H23L24 225V227H20V225H18V227L19 228H17V226L15 227V229H14V233H17L16 235H15V238L17 237V242H15L14 244H11V242H13V241H10L11 239H12V236H11V239H10V234H8L9 236H7V234H5V233H8L7 231H6V228L8 229V227L6 226V225H4L3 223H1V221H0V228H2V229H0V235L3 233V235H1L2 236V238H1V240L2 241H0V243L2 242V246H1V244H0V254H3V253H5L6 251L5 250H9L10 248H11V245H13L12 247H13V249H12V252L11 251H7L8 252V254H12V255H7V253L6 254H3V255H1V257H0V260H3L4 261V264H10V262H11V264H23L25 261H26V259H27V257L26 256H28V254H30V253H32V248L34 247V244H33V247L31 246V244H30V242L28 241V240H31L32 239V241H33V239H37L38 238V232H39V234H40V230H41V227H42V216L44 215V212H45V208H46V206H47V203H46V201H45V197H46V194H47V192ZM174 191V192H173ZM214 191H216V192H213ZM130 191H126L125 193H127V194H125L124 193V195L123 196H125V202L127 201V203H128V201L129 202H131L130 200V198H131V195L130 194H128ZM162 192V193H161ZM179 192V193H178ZM209 193H211V195H209ZM225 195H224V194ZM161 194V195H160ZM165 194V195H164ZM169 194V195H168ZM174 194V195H173ZM176 194V195H175ZM178 194V195H177ZM180 194V195H179ZM183 194V195H182ZM223 194V195H222ZM261 194V193H260ZM167 195V196H166ZM219 195L217 196L218 198H221V197H219ZM228 195H230V196H228ZM6 196H7V194H6ZM165 196V197H164ZM182 196V197H181ZM211 196V197H210ZM228 196V197H227ZM6 198L5 197V195L3 196V195H1L0 196V198L1 199H4V198ZM171 199H170V198ZM226 197V198H225ZM232 199H231V198ZM234 197V196H233ZM41 198V199H40ZM179 198H181V199H179ZM209 198H210V200H209ZM178 199V200H177ZM207 199H208V201H207ZM260 199V201H257V200H259ZM42 200V201H41ZM44 200V201H43ZM181 200V201H180ZM234 200V201H233ZM169 201V202H168ZM184 201V202H183ZM210 201V202H209ZM222 201V200H221ZM228 201H230L229 203H231V204H229L228 203ZM232 201V202H231ZM256 201V202H255ZM4 202V201H3ZM3 202L2 203H0V204H3ZM222 202H224V201H222ZM233 202H235V204L233 203ZM259 202H261L260 204H258ZM5 203V202H4ZM225 203V202H224ZM257 204V206L258 207H256V204ZM226 204H225V206H226ZM262 204V205H261ZM191 205V206H190ZM198 205V206H197ZM206 205V206H205ZM215 205V204H214ZM213 205V206H214ZM238 205V206H237ZM252 205H254V206H252ZM191 207H195V208H192V209H190ZM253 207V208H252ZM262 207V208H261ZM29 208V210H27ZM31 208V209H30ZM187 208H189V209H187ZM196 208H198V209H196ZM211 210H209V209ZM229 208V207H228ZM194 209H196L195 210V212H194ZM241 209V210H240ZM190 210V212H188ZM192 210V211H191ZM196 211H198V212H196ZM250 211H252V212H250ZM258 211V210H257ZM263 211H264V208H263ZM29 214H27V213ZM191 213H194V215H196V216H194L193 214H191ZM264 213V212H263ZM28 216H27V215ZM189 214H191V217L192 218H186L187 216L186 215H189ZM198 214V215H197ZM216 214H218V213H216ZM235 214H237V216L239 215L240 216V213L238 214V213H235ZM27 216L28 217V221H27V217H25V216ZM201 215V216H200ZM215 215V214H214ZM24 216V217H23ZM199 216V217H198ZM216 216V215H215ZM218 216V215H217ZM33 217H36L35 219L33 218ZM194 217V218H193ZM211 217H212V220H211ZM227 217V216H226ZM228 217H229V215H228ZM263 217V218H262ZM202 220H201V219ZM208 219V220H207ZM217 219V218H216ZM215 219V220H216ZM252 219V220H251ZM260 219V220H259ZM263 220V221H262ZM29 221H32L31 223H29ZM35 221H37V222H35ZM207 221H209L208 223H207ZM248 221V222H247ZM26 222H28V223H26ZM200 223L201 224V227H200V224L198 225V223ZM33 223H35V226H33L34 224ZM41 223V224H40ZM187 223V224H186ZM204 223H207V224H204ZM3 224V225H2ZM23 224V225H22ZM31 224V226L33 227L32 228V230H31V226H29ZM40 224V225H39ZM112 224L114 225V229L115 230H117V231H120L119 233H124V234H129V237L132 239H129L130 240V242L131 241H133V242H131V243H129V241H128V243L127 244H125V247L126 248H124V246H122V249L124 250H122L123 252H124V256H123V260H124V262H125V264H143V262L145 261V258L142 256V253H139V252H135V253H138V255L137 254H135V253H131L132 252V249L134 248V246L135 245H141V247H144V245H146L145 244V242L146 243H148L149 242V240H148V238H143L144 240H142V242H137V243H139V244H137L136 243V241H138V240H136V239H134L133 237L134 236H136V235H140V233L142 234V231L146 228L144 225V223H142V220H140V218H139V216L138 215H133V216H129V215H127L126 217H121V218H117L115 221H113L112 222ZM190 224V225H189ZM214 226V227H211V226ZM217 225V224H216ZM29 226V227H28ZM204 226V227H203ZM246 226V227H245ZM218 227V226H217ZM35 228V229H34ZM37 228V229H36ZM113 228V227H112ZM150 229L152 228V227H149ZM154 228V227H153ZM160 228H162V227H160ZM191 228V229H190ZM195 228V229H194ZM3 229H4V231H3ZM212 229H213V231H212ZM26 230V233L25 234H27L28 236L29 235H31V237H33V238H31L30 236V238L31 239H29L28 238V236L26 237L25 235H23L24 233V231ZM30 230V231H29ZM36 230V231H35ZM139 230V231H138ZM162 230H164V229H162ZM161 230V231H162ZM189 230V231H188ZM191 230V231H190ZM38 231V232H37ZM160 231V232H161ZM197 231V232H196ZM2 232V233H1ZM30 232V233H29ZM33 232H36V233H33ZM107 232H108V230H107ZM189 232L191 233V234H189ZM208 232V233H207ZM23 233V234H22ZM163 233V232H162ZM197 233V234H196ZM32 234H34L33 236H32ZM207 234V235H206ZM209 234V235H208ZM212 234V235H211ZM237 234H240V237L237 235ZM37 235V236H36ZM132 235V236H131ZM163 235V234H162ZM198 235V236H197ZM202 235V236H201ZM203 235H204V238H203ZM206 235V236H205ZM4 236V237H3ZM26 237V238H28L27 240H26V238H24V237ZM37 237V238H34V237ZM128 236V235H127ZM159 237H158V239H159V243H162V244H164L166 241H164L165 239L163 238V236L161 237L160 235H158ZM8 237V238H7ZM21 237H23L24 238V240H25V242H24V240L23 239H19V238H21ZM163 238V239H161V238ZM165 237V236H164ZM197 237H198V240H197ZM200 237V238H199ZM211 237L213 238V239H211ZM225 237V238H224ZM223 237V239L224 240H227L228 239V235H226V236H224ZM4 238V239H3ZM6 238L7 239H10V240H6ZM166 238V237H165ZM170 237L168 236V238H166L167 240L169 239ZM174 238V237H173ZM207 238V239H206ZM209 238L211 239V240H209ZM230 238V237H229ZM233 238V237H232ZM135 241H134V240ZM161 239V240H160ZM171 239V238H170ZM201 239V240H200ZM203 239H204V241H206V243L203 241ZM7 241V243L8 242H10V247H9V249H8V247H5V246H7L5 243H4V241ZM172 240V239H171ZM213 240V241H212ZM219 240H217V242H219ZM230 240H232V239H230ZM241 240V241H240ZM27 241V242H26ZM56 241V239L54 240V242ZM208 241V242H207ZM24 242V243H23ZM211 242H213V243H211ZM26 243V244H25ZM27 243H29V247L27 246L28 244ZM32 243V242H31ZM136 243V244H135ZM240 243V244H239ZM9 244V243H8ZM131 244H133V245H131ZM143 244V245H142ZM3 245H5V246H3ZM15 245V246H14ZM127 245H130L131 246V248L130 247H128ZM234 245V244H233ZM132 246H133V248H132ZM239 246V247H238ZM2 247V248H1ZM5 249H4V248ZM18 247V248H17ZM32 247V248H31ZM128 247V248H127ZM168 248H167V250H166V248H165V250L164 251H167L166 253H167V255H166V253H164V257H167V258H163V256H162V258L158 255V253H157V257H156V253L154 252L153 253V251H151L150 252V256H152V257H154L153 258V262H152V264H174L173 262H172V260H174V259H176V258H174V257H172L171 256V254H168V252H173V249H172V247L170 248V246H167ZM7 248V249H6ZM21 248H22V250H21ZM29 250V251H27V252H29L28 254L26 253V250L27 249ZM235 248V249H234ZM237 248V249H236ZM3 249H4V251H3ZM17 249V250H16ZM171 249V251H169ZM191 250H189L190 252V254H194V252H196V250H193L192 248H190ZM211 250V251H208V250ZM212 249L214 250V252L212 251ZM128 250H131V251H128ZM193 250V251H192ZM13 251H14V253L15 252H17V253H19V254H17V253H13ZM31 251V252H30ZM45 251V250H44ZM121 251V250H120ZM216 251H217V253H216ZM232 251V252H231ZM130 254H129V253ZM193 252V253H192ZM218 252H221L222 254H223V252L224 253H226V254H219ZM230 252V253H229ZM235 252V253H234ZM247 252V253H246ZM207 253V254H206ZM228 253V254H227ZM240 253H242V255L240 254ZM244 253V254H243ZM209 254V255H208ZM233 254V255H232ZM249 256H248V255ZM6 255V256H5ZM13 255H15V256H13ZM18 255V256H17ZM140 255L142 256V258H144V259H142L141 257H140ZM211 257V260L210 259H208V257ZM210 255H212V256H210ZM220 255H221V258H220ZM248 257H246V256ZM2 256L4 257V259L2 258ZM25 256V257H24ZM158 256L161 258H158ZM168 256H170V257H168ZM214 256L216 257H218V258H220V259H218L217 257H216V259L214 258ZM230 256V257H229ZM236 256V257H235ZM239 256V257H238ZM140 259H139V258ZM156 257V258H155ZM227 257V258H226ZM229 257V258H228ZM238 257V258H237ZM247 259H246V258ZM253 257V258H252ZM18 258V259H17ZM213 258V259H212ZM231 258V259H230ZM235 258V259H234ZM237 258V259H236ZM244 258V259H243ZM164 259H167L166 261H168L167 263H166V261L164 262ZM168 259H170V262H169V260ZM190 259H191V261H190ZM208 259V260H207ZM227 259V260H226ZM241 259V260H240ZM243 259V260H242ZM19 260V261H18ZM143 260V261H142ZM192 257L191 258H189V260H188V262H192ZM205 260L207 261L206 263H205ZM221 260V261H220ZM226 260V261H225ZM230 260H231V262H230ZM234 260V261H233ZM247 260V261H246ZM6 261V262H5ZM174 261H176V260H174ZM198 261V262H199ZM209 261H210V263H209ZM243 261V262H242ZM221 262V263H220ZM235 262V263H234ZM228 263V264H229ZM145 264V263H144Z\"/></svg>",
    "mask_w": 264,
    "mask_h": 264
}]
</instances>
